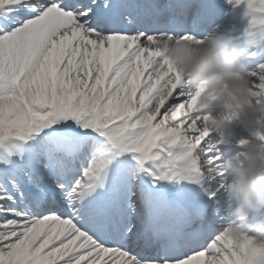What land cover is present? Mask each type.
<instances>
[{
  "label": "snow or ice",
  "instance_id": "6c2138e0",
  "mask_svg": "<svg viewBox=\"0 0 264 264\" xmlns=\"http://www.w3.org/2000/svg\"><path fill=\"white\" fill-rule=\"evenodd\" d=\"M227 3L264 18V0ZM214 13L213 0H0V264H264V236L226 227L222 130L156 50L202 42ZM249 53L255 88L264 54Z\"/></svg>",
  "mask_w": 264,
  "mask_h": 264
},
{
  "label": "clouds",
  "instance_id": "9594fccd",
  "mask_svg": "<svg viewBox=\"0 0 264 264\" xmlns=\"http://www.w3.org/2000/svg\"><path fill=\"white\" fill-rule=\"evenodd\" d=\"M264 23V18L257 21ZM163 57L177 72L187 75L201 105L208 109L207 125L227 130L234 119L264 118V83L255 88L246 63L247 47L231 35L208 34L202 42L157 38ZM204 85L207 92L200 89ZM244 152L225 156L230 176L227 228L233 233L254 229L264 236V143L247 140ZM209 264H214L209 258Z\"/></svg>",
  "mask_w": 264,
  "mask_h": 264
},
{
  "label": "bare ground",
  "instance_id": "6f19581e",
  "mask_svg": "<svg viewBox=\"0 0 264 264\" xmlns=\"http://www.w3.org/2000/svg\"><path fill=\"white\" fill-rule=\"evenodd\" d=\"M255 119L257 121H260L261 122L259 126H255L256 127V130H258L261 133V135H263L264 134V118L257 119L255 117ZM234 120L237 121L238 119H234ZM234 120L232 121L233 128H234V132L233 133L235 135H238V136H243V137H245V138L248 139L247 141H250L253 138V134L250 133L244 125H241L240 126V125H238V123H233ZM222 137H223V139L225 141L224 147H225V151L226 152H229V151H231L232 149L235 148L232 145L231 146H228L227 145L228 143H230V137L226 136V134H223Z\"/></svg>",
  "mask_w": 264,
  "mask_h": 264
},
{
  "label": "rangeland",
  "instance_id": "374dc122",
  "mask_svg": "<svg viewBox=\"0 0 264 264\" xmlns=\"http://www.w3.org/2000/svg\"><path fill=\"white\" fill-rule=\"evenodd\" d=\"M231 128H229V130L227 129L226 131H222V133H228L230 134L231 133ZM219 133H221V131H217L216 135H218Z\"/></svg>",
  "mask_w": 264,
  "mask_h": 264
}]
</instances>
